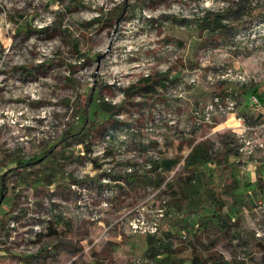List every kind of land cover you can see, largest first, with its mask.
Here are the masks:
<instances>
[{
    "label": "rangeland",
    "instance_id": "rangeland-1",
    "mask_svg": "<svg viewBox=\"0 0 264 264\" xmlns=\"http://www.w3.org/2000/svg\"><path fill=\"white\" fill-rule=\"evenodd\" d=\"M249 5L256 6L251 13L259 16L246 17L244 7ZM110 11L117 14L115 20ZM206 11L221 12L226 23L225 36L214 51H206L198 37L196 17ZM263 14L264 0H0V174L5 173L6 184L0 221L20 198L23 189L16 191L14 186H32L33 198L39 201L53 183L63 196L64 214L58 219V234L43 241L41 264H192L195 253L187 241L194 240V234L211 243L214 257L224 250L234 254L230 234L237 231L244 232L252 249L262 248L240 222L253 202L264 198V190L223 196L218 192L233 177L227 156L237 151L226 128L209 133L210 138L205 134L227 121L225 116L215 112L212 123L187 137L199 145L208 141L207 162L188 166L181 161L169 174L152 173L145 163L149 151L164 157L180 151L177 143L186 138L176 134L179 123L193 104L209 101L219 86L207 78L210 71L215 78L210 65L217 60L257 79L240 88L223 87L239 91L237 112L250 124L264 121ZM238 20L244 21L240 28ZM166 64H171L169 71L163 70ZM148 68L167 82V88L181 85L185 73L195 72L196 82L184 87V100L167 95V88L159 90L160 80L127 94L124 89ZM256 87L260 109L252 110L247 96ZM105 97L118 101L112 112L101 108ZM156 109L160 123L154 118ZM119 112L123 118L117 122L114 115ZM167 113L175 124L168 123ZM149 126L154 138L141 143ZM106 128H112L107 142L113 162L109 183L92 171L82 154L89 141L94 151L101 148ZM34 159L44 160L21 167ZM128 164L135 171L123 174ZM77 169L85 173L79 180ZM104 200L110 203L107 209ZM158 207H164V215L153 237L129 232L128 222L138 211L151 219ZM80 208L81 217L75 213ZM89 209L102 214L90 221ZM221 218L231 225L220 237ZM182 233L188 237L183 239ZM168 237L178 244L177 252L170 254L163 247ZM14 246H1L3 264H18ZM166 255L170 260H163Z\"/></svg>",
    "mask_w": 264,
    "mask_h": 264
},
{
    "label": "built area",
    "instance_id": "built-area-1",
    "mask_svg": "<svg viewBox=\"0 0 264 264\" xmlns=\"http://www.w3.org/2000/svg\"><path fill=\"white\" fill-rule=\"evenodd\" d=\"M196 10V9H195ZM206 51L208 49L211 51L216 50L215 47L206 46L204 47ZM206 56H209L207 54ZM210 63V61H207ZM171 64H166L163 70H170ZM204 66V65H203ZM211 68L215 69V78L213 73L210 71L207 73V78L210 84H233L236 87H241L251 82H257V79L250 73L245 71H235L224 61L217 60L215 63L210 65ZM164 71V72H166ZM151 75L150 69H145L143 73L134 79V84L140 77H148ZM181 80V85L170 84L169 88L166 90V94L169 96L177 98H185V88L187 85H192L196 82L195 72L190 74L185 73ZM112 85V84H111ZM124 88V87H123ZM122 88V90H123ZM239 91L227 87L224 93L217 94L212 93L210 100L205 101L204 104L199 103L197 105H192L190 113L184 122L179 123L177 133L179 138H192L195 136V131H197L202 124L212 123L213 115L215 112H219L221 116H225L226 119H232L235 125L231 127L233 136V146L239 154L250 156L255 152H260L264 155V121L257 124H250L245 116L237 112V97ZM123 96V91L120 94ZM105 101L111 104H116L117 99L104 98ZM249 103L251 104L252 110L260 109V99L256 92H252L249 95ZM163 112V111H162ZM168 123L175 124V120L171 117L170 113H167ZM115 118L121 121L123 118V113L115 114ZM155 121L160 123V110L156 109L154 115ZM150 124V123H149ZM146 132L140 138V142L148 144L150 140L154 137L150 135L147 131L151 127H146ZM112 135V128H106L105 132L102 134L101 148L98 151H94L93 154L100 156L102 159V164L100 169H93L94 173H99L102 175V180L109 183L111 178L110 174L113 172V168L109 157H105L104 153L109 147H107V142ZM158 140V139H156ZM82 154H84L82 150ZM164 156L162 153H157L156 151H149L146 155L148 161L145 163V167L150 169L152 173H163L161 160ZM92 167L89 160L85 161ZM76 170V179L82 178L81 170ZM135 171L132 164H128L125 167L123 174H128ZM109 173V174H108ZM85 174V173H84ZM0 174V194L2 186L6 188L5 175L1 179ZM73 188L81 190V185L73 183ZM23 189L20 198L11 205L9 210L2 216L3 221H0V249L1 246L6 243L15 245L14 248L17 250L20 258L18 259V264H29V261H42L41 246L43 241L50 237L47 235L49 228L54 229L59 232V217L64 214V200L63 196L57 192L53 183L47 185L48 193L43 195L39 201L33 198L34 190L32 186L28 185H16L14 190ZM4 198V196H3ZM3 200V199H2ZM164 202V201H163ZM79 204V202H77ZM103 206L105 209L109 206V202L104 200ZM81 208L77 209L75 213L77 216L81 217ZM154 214L151 219H146L143 213L138 211V215L128 222V229L131 233H141L148 236H154L159 229V218L164 215V207H158L153 210ZM152 213V212H151ZM250 228L252 233V241L257 243H262V248L255 250L252 249L250 243L246 241L245 234L243 231H237L230 234V240L235 248L234 254L227 257L226 260H234L237 263L244 262L245 264H263L264 263V198L253 202V206L250 210ZM102 212L97 210H88L87 218L90 221H95L101 216ZM85 216V213H83ZM58 234V233H57ZM181 237L186 239L188 236L186 233H182ZM1 253V251H0ZM30 257L31 259H28ZM256 261V262H255ZM0 264H3L0 261Z\"/></svg>",
    "mask_w": 264,
    "mask_h": 264
},
{
    "label": "trees",
    "instance_id": "trees-1",
    "mask_svg": "<svg viewBox=\"0 0 264 264\" xmlns=\"http://www.w3.org/2000/svg\"><path fill=\"white\" fill-rule=\"evenodd\" d=\"M254 7H256V6H250L249 5V7L248 6L244 7L247 18L259 16L258 14L253 15L251 13V10ZM116 15H115V13H113L111 11L109 12L110 18L112 17L111 19L115 20ZM262 16L264 17V14ZM223 19H224V17L221 14V12H214V11H206L202 16L196 17V21L198 23V24H196V26L198 25V29H199L198 30V32H199L198 37L200 40V44L205 45V46L214 47L216 43L218 44L220 42V40L224 38L225 35L223 34V31H224V28L226 26V23L223 22ZM248 21H250V19H248ZM243 25H244V21L238 20V22L236 24V28H240ZM203 30H205V32H207L206 35H204V33H202ZM176 73L179 74V72H176ZM178 74H176V75H178ZM170 77H172V76H170ZM169 78H167L166 81L169 80ZM157 80H160V79H157L156 74H151L148 77H140L136 81V83H134L133 85H131L127 89L125 88L124 91L128 94L130 91L135 90L134 87H137L138 89H140V88L145 89V88L151 86L153 84V82L157 81ZM161 83H162V81L160 80L159 84H161ZM162 84H164V83H162ZM218 85L220 86V88H219V86H217L218 89L216 88L214 90V92L217 94H221L222 92H224V87H223L222 83H219ZM166 88H167V85L166 86L161 85L159 87V90L163 91ZM100 104H101V108L107 112H112L113 109L115 108L113 106V104L108 103L107 101H104V100ZM114 120L117 122L120 121L119 119H117L115 117H114ZM192 140L193 139H191L189 142H187V144L189 146L191 145ZM82 148H83L84 155H86L89 158L88 160L92 164V168L95 170L100 169L101 164H102V160H101L102 158L98 155L93 154L94 153L93 143L91 141L86 142L85 144H83ZM203 148H204L203 145L201 146V145L196 144V143L192 144L190 151L187 153V157L184 158L185 164L186 163H188V164L189 163H195L196 164V162H198V160H195V158H197L196 154H198V155H199V153L201 154L198 156L199 158L202 155L205 156V154H203V153H206V152H203L204 151ZM104 155H105V157L111 156L112 150L107 149L105 151ZM177 158L178 159H172V160L168 159V158L165 159V157L162 158L160 164L162 166V170L164 173L168 174L172 170V168L179 162L181 157L178 155ZM43 160L37 161L34 159L32 161H29L28 163H25L24 165H21V167L27 168V166L29 164H31V165L42 164ZM4 175H5V173H3L1 175V179H3ZM5 192H6V188L3 185L2 189H1V194L4 195ZM57 233L58 232L56 230L49 228L47 235H51V234L55 235ZM203 234H204V231L202 232V235ZM197 235L194 234V236H195L194 240L192 239V241L191 240L187 241L188 242L187 247L191 250V252L195 253L193 256H191V263L192 264H202V263H205L208 259L213 261L212 264H228V263H226V261H222L219 256L214 257L215 255L213 253H209L212 250L211 243H208L207 240L205 238H203V236H201V235L197 236ZM149 237H153V236H149ZM177 246H178V244L171 241L170 237H168V239L165 241V244L163 247H165V250L169 251V253L171 254V252H177V249H176ZM206 254H209V255H206ZM170 256L171 255H166L165 257H163V260L164 259L170 260ZM44 260H45V257H43L42 261H40V262L31 260V261H29V264H41L44 262ZM239 263H242V262H239Z\"/></svg>",
    "mask_w": 264,
    "mask_h": 264
},
{
    "label": "crops",
    "instance_id": "crops-1",
    "mask_svg": "<svg viewBox=\"0 0 264 264\" xmlns=\"http://www.w3.org/2000/svg\"><path fill=\"white\" fill-rule=\"evenodd\" d=\"M171 76H172V78H175L177 75L175 74V75H171ZM162 83H164V81H162ZM162 83L161 84L158 83V85H160V86L161 85H165V86L167 85L166 84L167 82H165L164 84H162ZM256 89H257V87L254 89L255 92H256ZM225 90H227V88H224V91ZM247 97H248V100H249V95ZM182 100H184V99H182ZM244 103H247V101L246 102L244 101ZM263 111H264V107H263ZM230 119H227V121H224V122H220L217 126L211 128L212 131L210 130L209 132H207L205 134L206 137L205 136L204 137L205 138H210L209 133L214 132V130L216 132V130L219 131V130H222L224 128H226L228 131H231V133L229 134L230 136H234V133H233L231 127L235 125V122L231 123V124H228ZM207 136H209V137H207ZM190 140H191L190 138L181 139V141H179L177 143V147L180 149V151L177 150L173 154L165 156V159L168 158V159H171V160L172 159H178L177 158L178 155L181 157L179 162L172 168V170H175L177 165L179 163H182L181 161L184 162V158L187 157V153L190 151V148H191L192 144L198 142V141H194V139H193L192 142H191V145L189 146L187 144V142H189ZM201 141H200L202 143L201 146L203 145V147H204L203 148V150H204L203 152H206V153H203V154H205V156L202 155V156H200V158L198 156L201 155V154L200 153H199V155L196 154L197 158H195V160H198V162H196V164L201 162V161H203V160H206L209 157V155H210L209 148H208V141H206V140H201ZM205 141H206L207 144L204 143ZM183 149L187 150V153L185 154V156L182 154V150ZM255 154L257 155L258 153H254V154H252L250 156H246V155H243V154H239L237 152L236 154L230 153L227 156L226 165L229 164L232 167V168H230V170H231V172L233 174V177L230 179V181L227 182V187H226V185H224L223 187H221L220 191H218V192H221L220 196H223L224 193H231V192H233V193H247V194H251L252 191H256L257 192V191L264 190V157H261V156H258V155L256 156ZM206 162H207V160H206ZM196 164L195 163H189V164L186 163L185 165L194 166ZM207 168H206V170H207ZM194 174H195V177H198L196 173H194ZM245 180H247L248 184H244L243 185V182ZM221 208H224V207H221ZM250 214L251 213L249 211L248 214H246V218L243 221L240 222V224L243 225L242 227L247 228V230H249V228H250V220H251ZM228 225H231L229 223V221H227L224 218L219 219L217 229L219 231L220 237L222 236V234H224L225 227L228 226ZM248 233L252 236L251 231H248ZM219 235H218V238H219ZM224 251H220V256L219 257H220V259L222 261H226V263H229V261L226 260V259H227V257H229L232 254H229V253H227V251L226 252H224ZM206 255H209V254H206ZM212 262H213L212 260L208 259L204 264H210ZM238 264H245V263L242 262V263H238Z\"/></svg>",
    "mask_w": 264,
    "mask_h": 264
},
{
    "label": "water",
    "instance_id": "water-1",
    "mask_svg": "<svg viewBox=\"0 0 264 264\" xmlns=\"http://www.w3.org/2000/svg\"><path fill=\"white\" fill-rule=\"evenodd\" d=\"M2 199H3V194H1V196H0V202L2 201Z\"/></svg>",
    "mask_w": 264,
    "mask_h": 264
}]
</instances>
